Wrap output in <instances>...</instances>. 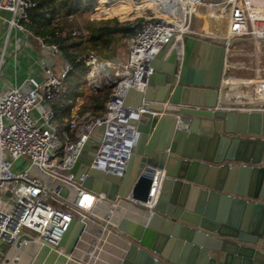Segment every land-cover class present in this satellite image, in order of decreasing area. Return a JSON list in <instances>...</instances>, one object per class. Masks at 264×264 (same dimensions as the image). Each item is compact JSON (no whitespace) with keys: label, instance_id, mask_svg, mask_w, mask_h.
Returning a JSON list of instances; mask_svg holds the SVG:
<instances>
[{"label":"built area","instance_id":"built-area-1","mask_svg":"<svg viewBox=\"0 0 264 264\" xmlns=\"http://www.w3.org/2000/svg\"><path fill=\"white\" fill-rule=\"evenodd\" d=\"M193 1L195 9H191L190 2L182 8L184 21L180 31L174 21L163 16L143 20L134 34L122 39L126 48L122 58H102L94 51L76 55L75 60H82L85 65L93 91L107 87L111 92L100 116L88 111L77 113L71 105L73 99L67 96L71 113L61 127L54 104L61 101L62 87L74 63L62 54L58 43L47 40L49 35H37L24 24L29 18L28 10L36 6L35 1L0 0V20L6 23L8 34L18 30L38 51L62 59L58 66L43 62L42 79L28 77L20 86L0 90V244L8 246L6 252L0 249V264H18L24 253L32 262L35 255L26 251L30 245L47 246L68 260H77L59 244L72 220L84 222L83 232L89 222L97 226V232L110 231L111 225L124 215L115 216L118 209H137L128 196L108 200L103 193L85 187L83 180L87 174L75 178L71 169L85 146L97 138L88 168L123 174L137 140L136 124L129 119L138 121L148 109L128 107L122 101L131 88L144 91L146 79L153 72L151 61L163 44L182 41V34L222 42L225 59L220 85L227 103L218 102L217 108L264 111V0ZM200 8L205 16L199 14ZM3 11L9 16L3 15ZM45 16L52 25L62 19L60 14L46 12ZM73 16L70 13L68 18ZM196 17H202L204 23L208 20L214 33L193 26ZM79 33L75 29L71 32ZM237 57L246 60L237 61ZM3 59L4 50L0 52V66ZM179 67L177 62V70ZM242 69L246 71L239 72ZM100 125L103 130L95 136L94 129ZM23 156L29 158L28 164L17 171L14 161ZM161 179L162 172L157 170L142 205L153 206ZM61 188L66 190L64 196L59 193ZM92 243L85 257L94 251ZM85 257L81 264H87Z\"/></svg>","mask_w":264,"mask_h":264},{"label":"water","instance_id":"water-1","mask_svg":"<svg viewBox=\"0 0 264 264\" xmlns=\"http://www.w3.org/2000/svg\"><path fill=\"white\" fill-rule=\"evenodd\" d=\"M181 37L179 69L176 51L166 55L171 41L163 44L144 91L131 88L123 98L125 106L148 109L129 119L137 140L123 174L88 168L97 138L71 174L86 173L85 187L108 200L128 196L148 213L143 222L122 215L111 225L126 244L119 264H264V111L218 109L227 103L222 42ZM102 130L97 126L94 135ZM157 170L162 179L149 208L141 202ZM84 228L83 221L70 222L59 242L66 252Z\"/></svg>","mask_w":264,"mask_h":264},{"label":"trees","instance_id":"trees-1","mask_svg":"<svg viewBox=\"0 0 264 264\" xmlns=\"http://www.w3.org/2000/svg\"><path fill=\"white\" fill-rule=\"evenodd\" d=\"M36 6L28 10L29 18L24 24L31 29L35 34L46 36L49 35L51 40L58 43L62 54L73 61L74 68L69 72L67 80L76 79L71 98L82 95L78 91V86L86 80L87 70L82 60H75L76 55H84L89 51H96L102 58L111 57L113 49L119 45L123 38L134 34L140 24V21L134 22L130 20L120 21L117 17L107 19L106 21L92 22L87 20L78 25L74 19H69L70 13H84L90 11L94 6V0H33ZM105 0H101L104 2ZM158 3L161 4V14L169 19L175 20L171 8L170 0H142L133 4L131 0H116L115 3L107 6L104 3L98 5V0L95 7V14L104 9H110L118 6H126L128 9H142L144 5H153L155 9ZM94 11V9H93ZM60 14L61 21L57 25H52L50 18L45 16V13ZM97 19V18H96ZM105 19V18H99ZM77 30L79 34H71L72 30ZM64 32V33H63ZM110 88L105 91H97L86 97L85 103L82 105V110L79 113L86 111L95 116H100L105 110V103L110 96ZM61 104L57 107V111L62 112L64 109L69 115L71 113V105L68 103ZM65 106V107H64ZM55 107V105H54ZM56 109V108H55ZM65 113V112H64ZM62 113V114H64Z\"/></svg>","mask_w":264,"mask_h":264},{"label":"crops","instance_id":"crops-1","mask_svg":"<svg viewBox=\"0 0 264 264\" xmlns=\"http://www.w3.org/2000/svg\"><path fill=\"white\" fill-rule=\"evenodd\" d=\"M3 15L8 17L9 13L3 11ZM1 25L6 27V32L3 34L1 33ZM7 32L6 23L0 20V52L4 50V59L0 66V90L20 86L28 77L42 79L44 76L43 62L56 64L57 66L61 63L62 59L60 57L51 58L48 53L35 49L20 31L12 30L9 34ZM61 104L60 102L56 103L54 108H56L57 120L62 127V125L64 126L63 119L69 117L70 114L67 115L68 113L64 109L59 114L57 107ZM123 213L125 216L139 222H143L145 216L148 215L146 211L139 209H133L131 212L118 209L115 216ZM98 214L103 215V211H99ZM95 234L97 235L95 236ZM91 242L97 244L92 254L85 257ZM125 247V242L114 230L97 232V226L89 222L87 229L81 234L72 251V255L77 260H68L62 254L47 246L38 248L36 245H30L26 251L35 255L34 259L31 262L28 254L24 253L18 264H81L84 257L87 264H119Z\"/></svg>","mask_w":264,"mask_h":264},{"label":"rangeland","instance_id":"rangeland-1","mask_svg":"<svg viewBox=\"0 0 264 264\" xmlns=\"http://www.w3.org/2000/svg\"><path fill=\"white\" fill-rule=\"evenodd\" d=\"M115 1L116 0H105L104 2H101V0H98V5H102L104 3L105 5L109 6L113 3H115ZM131 1L133 4H136L142 0H131ZM160 1L163 2L165 0H160ZM167 1H169V0H167ZM158 2H159V0H158ZM96 3H97V0H94V6L90 11H87L84 13H76V14H74L72 19H74V21H76L77 23L82 24L83 22H85L87 20H90L92 22H99V21H106L107 19H110L113 17H117L120 21L130 20V21H134V22L140 21V23H141L143 20L147 19L148 17H155L156 19H158L161 16H163L161 14L163 9H161L160 3H158V5H157V8L159 9V11L157 9H155V7H153V5H144L143 8L140 10L136 9L134 7L128 9V7H126V6H118V7H114V8H110V9H104V10L100 11L99 13L95 14ZM93 9H94V11H93ZM199 14H202L205 16L204 9L200 8ZM181 15H182L181 16L182 19H184L183 11H182ZM99 18H105V19H99ZM172 20H173V18H172ZM203 23H204V19L202 17H196V18H194L192 24L195 27H197V26L201 27L202 26V28L205 30V28H204L205 26ZM1 28H2L1 33L2 34L5 33L6 27L4 25H1ZM208 28L211 29L210 25ZM250 48L253 49L252 47H249V49ZM92 51H94V50H92ZM94 52L96 53V51H94ZM125 52H126V48L123 45L122 41L119 43L118 46H116L113 49V54L115 57L122 58L125 56ZM98 55H99V53H98ZM241 59H242L241 57L236 58L237 61H240ZM243 60H246V59L244 58V59H242V61ZM244 71H246V70H243V69L239 70V72H244ZM76 82H77L76 79L66 80L64 82V85H63L62 90H61L62 98L60 101V103H62L63 105L66 104L67 96H69V95L72 96L74 88L76 86ZM92 88L93 87L90 84V82L86 76V80L83 83H81L77 88L78 91L82 92V95L80 97H76V99L73 100V102L71 104L73 106L74 111H76L78 113L82 110V105L85 103L86 97H88L94 93ZM105 90H107V87L105 89H103L102 91H105ZM54 105H56V103ZM62 127H63V125H62ZM59 137H60L61 141L63 142L64 138L61 135V133L59 134ZM28 161H29V158L27 156L20 157L14 161V168L17 171H22L26 168ZM0 249H2L4 252H6L8 250V246L2 242L0 244Z\"/></svg>","mask_w":264,"mask_h":264},{"label":"bare ground","instance_id":"bare-ground-1","mask_svg":"<svg viewBox=\"0 0 264 264\" xmlns=\"http://www.w3.org/2000/svg\"><path fill=\"white\" fill-rule=\"evenodd\" d=\"M186 2H190L191 3V9H193V8L195 9V6H194L195 4H194L193 0H170L171 8L173 11V16L175 19V20H171V21H174V23L178 26L179 31L182 30V26H183L184 19H182L181 13L183 11L182 8L186 4ZM204 26H205L204 28H205L206 33H214L213 30L208 28L209 27L208 20H206V19H205ZM178 35H177V37H179ZM178 39H181V38L179 37ZM173 50L176 51L177 62L180 63L182 60V56H183L182 41L178 40L177 42L171 43V45L169 46V49L166 52V55L171 54ZM157 184H158V181H157ZM155 194H156V192H155ZM96 244L97 243L93 244L94 246L92 247V250L95 248Z\"/></svg>","mask_w":264,"mask_h":264}]
</instances>
